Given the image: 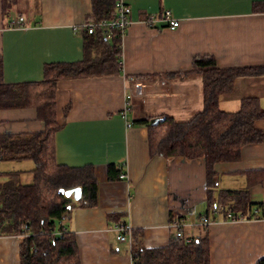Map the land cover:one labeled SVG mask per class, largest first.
Masks as SVG:
<instances>
[{"label":"crops","instance_id":"1","mask_svg":"<svg viewBox=\"0 0 264 264\" xmlns=\"http://www.w3.org/2000/svg\"><path fill=\"white\" fill-rule=\"evenodd\" d=\"M122 1L131 9L122 72L58 83L63 127L56 134L57 162L93 167L97 181L96 205L73 204L64 225L75 235L81 264H133L134 246H167L176 237L172 215L191 236L203 218L210 219L211 264H256L264 258V183L250 191L252 202L261 204L258 218L225 219L209 205L205 160L152 156L145 121L168 116L185 122L204 110L203 79L187 73L197 56L215 57L220 68L264 67V0ZM167 10L180 22L176 30L163 21ZM92 14V0H18L5 17L0 0L4 82L41 81L47 64L82 61L84 26ZM152 15L157 21L150 26ZM20 17L24 26L11 28ZM136 83L143 95L135 93ZM251 95L264 108V75L239 79L218 105L233 114ZM256 126L264 133V119ZM44 128L33 108L0 110V135ZM110 166L125 178L110 179ZM252 170H264V141L243 147L239 161L214 166L217 190L245 187L244 173ZM118 220L131 226V243L117 239ZM20 241L0 236V264H20Z\"/></svg>","mask_w":264,"mask_h":264},{"label":"trees","instance_id":"2","mask_svg":"<svg viewBox=\"0 0 264 264\" xmlns=\"http://www.w3.org/2000/svg\"><path fill=\"white\" fill-rule=\"evenodd\" d=\"M89 22L98 24L93 34L84 32V58L74 63H54L44 67L41 81L8 84L0 58V110L33 108L44 130L37 133L0 135V162L31 160L35 163L33 183H21V172L0 173V236L20 237V264H81L73 232L61 224L62 215L75 207H93L97 203L94 168L61 165L56 158V134L62 129L58 120L57 91L63 79L120 74L123 33L119 29L108 36V23L118 18L119 0H92ZM18 0H2L8 17ZM188 74L203 79L204 110L191 120L180 122L165 116V122L151 126L152 156L204 159L208 175V202L217 203L225 219L258 218L261 204L253 203L251 189L264 183V170L245 172L246 185L239 189H219L214 166L237 162L243 147L262 143L264 133L256 122L264 119L260 98L247 96L237 112L221 109L218 98L233 94L242 78L264 75V67L220 68L213 56H197ZM164 117V116H163ZM120 171L109 167V178L118 179ZM80 187L82 198L75 202L60 193ZM214 211V210H213ZM113 218V216H110ZM117 218V217H116ZM209 219V218H208ZM210 220V219H209ZM180 221L172 215V224ZM118 224H121L119 220ZM133 264H211L208 226H201L196 236L182 229V236L157 249L133 247ZM256 264H264V258Z\"/></svg>","mask_w":264,"mask_h":264},{"label":"built area","instance_id":"3","mask_svg":"<svg viewBox=\"0 0 264 264\" xmlns=\"http://www.w3.org/2000/svg\"><path fill=\"white\" fill-rule=\"evenodd\" d=\"M116 9H117V14H118V18L110 23H108V36L110 37L112 34V31L115 29H119L122 31L123 36L126 33V30L128 29V27L130 26V14H131V9L124 4V2L122 0H119L116 4ZM157 21L156 16L152 15L150 16L147 20L146 23L148 25H152L153 22ZM163 21L169 23L170 25V29L171 30H176L179 26H180V22L179 20H177L176 18L173 17L172 12L167 10L165 11V13L163 14ZM24 18L20 17L17 20H14L10 23V27L14 28V27H22L24 26ZM98 24L93 23V22H88L84 28L85 30L89 33V34H93L94 30L96 28ZM132 81H135V78H130ZM135 93L137 95H143V88L140 84L136 83L135 84ZM131 97V96H129ZM130 126V125H129ZM120 179H124L125 176L123 174H120L119 176ZM213 210L216 213H219L221 211V208L218 206L217 203L213 204ZM231 214H228L227 217L229 220L231 219ZM68 217H69V211L65 212L62 215V220H61V224L64 226L66 224V222L68 221ZM211 223V221L208 218H203L201 224L204 226H209V224ZM174 227V229H176V237H181L182 236V223L181 221L176 222L175 224L172 225ZM115 232L118 234L117 239L120 242H127L129 241L131 243V233H132V228L129 224H117L114 228Z\"/></svg>","mask_w":264,"mask_h":264},{"label":"rangeland","instance_id":"4","mask_svg":"<svg viewBox=\"0 0 264 264\" xmlns=\"http://www.w3.org/2000/svg\"><path fill=\"white\" fill-rule=\"evenodd\" d=\"M30 164L35 163L32 161H4L0 162V173L3 172H14V171H23V175L21 177V183L24 185H28L33 183V174L30 172Z\"/></svg>","mask_w":264,"mask_h":264},{"label":"water","instance_id":"5","mask_svg":"<svg viewBox=\"0 0 264 264\" xmlns=\"http://www.w3.org/2000/svg\"><path fill=\"white\" fill-rule=\"evenodd\" d=\"M166 119H167L166 117H155L150 120L149 124L151 126H157L160 123L165 122ZM60 193L65 195L67 198H72L75 202L80 201L82 198V190L80 187L72 188L66 191L64 189H61Z\"/></svg>","mask_w":264,"mask_h":264}]
</instances>
